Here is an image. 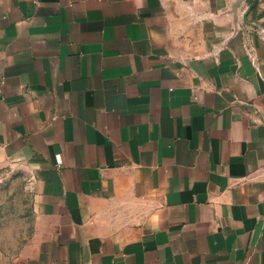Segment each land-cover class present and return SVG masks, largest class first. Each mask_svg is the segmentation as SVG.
Wrapping results in <instances>:
<instances>
[{"label":"crops","instance_id":"obj_1","mask_svg":"<svg viewBox=\"0 0 264 264\" xmlns=\"http://www.w3.org/2000/svg\"><path fill=\"white\" fill-rule=\"evenodd\" d=\"M0 264H264V0H0Z\"/></svg>","mask_w":264,"mask_h":264},{"label":"rangeland","instance_id":"obj_2","mask_svg":"<svg viewBox=\"0 0 264 264\" xmlns=\"http://www.w3.org/2000/svg\"><path fill=\"white\" fill-rule=\"evenodd\" d=\"M27 185L16 175H0V247H11L28 225Z\"/></svg>","mask_w":264,"mask_h":264}]
</instances>
